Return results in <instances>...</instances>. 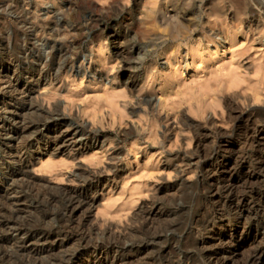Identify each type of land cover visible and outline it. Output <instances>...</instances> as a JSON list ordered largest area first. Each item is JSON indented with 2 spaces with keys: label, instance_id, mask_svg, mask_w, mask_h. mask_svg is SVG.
I'll use <instances>...</instances> for the list:
<instances>
[{
  "label": "rangeland",
  "instance_id": "obj_1",
  "mask_svg": "<svg viewBox=\"0 0 264 264\" xmlns=\"http://www.w3.org/2000/svg\"><path fill=\"white\" fill-rule=\"evenodd\" d=\"M7 4L0 64L38 80L16 103L37 106L13 189L31 194L27 227H54L69 194L87 191L96 231L125 233L153 211L168 235L150 264H209L200 238L218 264H264V0Z\"/></svg>",
  "mask_w": 264,
  "mask_h": 264
},
{
  "label": "bare ground",
  "instance_id": "obj_2",
  "mask_svg": "<svg viewBox=\"0 0 264 264\" xmlns=\"http://www.w3.org/2000/svg\"><path fill=\"white\" fill-rule=\"evenodd\" d=\"M7 6L10 7V4H7V0H0V14L1 15L3 13L2 10L4 8L8 9ZM19 21L17 22L19 23ZM219 44L221 46H223L222 44H224L221 39H220ZM219 44L217 46H219ZM33 45L34 44H32V46ZM27 54L28 53H26L25 55ZM35 62L38 63V61H35ZM12 70L15 71L14 68L12 69L11 65L4 64V63L0 64V93H1V96H0L1 97L0 98V153H3L4 155L2 163L5 164V167H3V169L0 171V185L4 187L8 185L9 187L8 189L12 190V191H6L5 192L6 196L5 198H3L4 202L9 204L8 206L9 212H10L9 217L5 216V218H2L0 216V264H43L42 262L45 258L54 259L57 256H60L59 262H61V264H150L149 257L152 254L150 253L152 252L151 249L155 248L156 245H158L165 238H167V235H168L167 233L159 232L157 229H156L157 232L156 230L155 232H153L152 230L153 225H154V222H156L154 221L155 220L154 217L156 216H153L152 210H149L148 212L145 211L147 212V214L146 215L144 214L145 216H143L141 220H138L139 221L138 223H136L135 221L134 223L136 224L134 225L133 223V226L130 227L129 230L125 233L116 234V233H113V231H111V229H108V228L104 230L101 229V231H98V230L96 231L93 227L87 226L88 223L86 221V215L82 214L83 208L85 209L86 204H89V202L93 198L88 200L90 197L89 193L87 191H80V192H73L69 194L67 198L64 197L66 198V202H65L62 212L58 216L59 224L56 225L55 223V226L50 227V229H48L49 226H46V225H45L46 227L45 228L43 226L44 224L42 225V223H39L37 225L35 224L34 228L27 227V225L25 224L26 218L29 216L28 213L30 209L34 208V206L28 200L31 194H29L28 191L27 192L26 191H16V190L13 191V189L15 188L14 187L15 181H18V180L23 181L22 175L23 176L25 175L24 166L27 163L26 158H25V148L28 145L29 146L32 145L31 142L28 141V143H25L26 141L23 140L25 131L27 132L28 130L32 128L30 123H26V121L24 120V115L27 111L31 110L32 108H36L37 106L35 107L32 103L24 105V103L22 102L19 104L20 106L19 107L17 106L16 103H18L17 99L18 101L19 99L24 101L27 99V97L31 98V95H30V91L32 90L31 86L33 85L35 86L38 83V80L36 82H31L32 79L30 76H27L26 79H23V77L21 78L20 75H17L16 73H14V71L12 75H9V73H11ZM14 100H15V102H13L14 104H11V102ZM4 140H7L9 142L10 145L8 148H5L3 146ZM76 142L77 140L72 141L71 144L76 143ZM35 192L37 193L38 191H35ZM3 205L4 204H2V206ZM225 207L227 206L225 205ZM1 210L2 208L0 207V211ZM3 214H5V212ZM5 215H7V213ZM157 215L159 216V214ZM175 218H172V219H175ZM226 220L228 221V219ZM206 227L209 228L208 225ZM212 227L213 226H211L210 228ZM198 228H202V227L199 226ZM198 228H196V230ZM142 230H145L144 231L145 233L142 232ZM204 230H205V227H204ZM201 232L203 231L201 230ZM111 236H114V237L111 238ZM199 237L200 236H198V238ZM197 243H198L197 247L199 248L201 254L209 258L210 260L209 264H216L218 262V258L216 256V253L213 250H210L208 248L206 244L207 240L205 238H200V240H198ZM258 251L259 250H257V252ZM81 253L86 254L88 258L83 260L81 258V255H82ZM260 254L262 253L260 252ZM259 256L260 255H258V257ZM133 257L135 258L133 259ZM161 264H164V263H161Z\"/></svg>",
  "mask_w": 264,
  "mask_h": 264
}]
</instances>
